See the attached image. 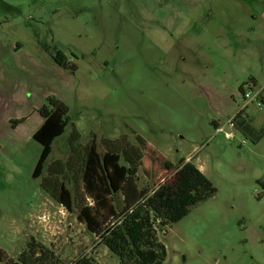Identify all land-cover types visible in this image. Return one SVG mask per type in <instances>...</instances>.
<instances>
[{"label": "rangeland", "instance_id": "obj_1", "mask_svg": "<svg viewBox=\"0 0 264 264\" xmlns=\"http://www.w3.org/2000/svg\"><path fill=\"white\" fill-rule=\"evenodd\" d=\"M58 51L74 71L55 63ZM248 83L264 96V0H0V264H13L31 237L65 263L90 254L118 264L75 205L66 210L40 185L62 181L81 199L92 139L100 153L139 147V187L173 179L180 159L215 187L158 231L161 264H264V134L254 143L227 121ZM49 95L71 122L46 161L60 169L34 179L41 145L32 135ZM244 110L260 130L264 101ZM159 155L175 167L163 169Z\"/></svg>", "mask_w": 264, "mask_h": 264}, {"label": "trees", "instance_id": "obj_2", "mask_svg": "<svg viewBox=\"0 0 264 264\" xmlns=\"http://www.w3.org/2000/svg\"><path fill=\"white\" fill-rule=\"evenodd\" d=\"M53 59L62 68L76 69L75 64L66 61L62 51H58ZM239 90L242 92V85ZM68 110L67 104L53 95L47 96L45 103L37 109L42 121L32 138L41 145V151L32 172L34 179L40 177L44 169L51 176V170L56 172L61 167L58 161L48 165L46 161L52 151L53 141L71 122ZM232 125L244 135H251L254 143L264 134V126L255 130L244 109L234 114ZM138 140L143 143L139 137ZM155 157L163 169L175 167L162 156ZM142 158L143 152L139 147L127 142L100 153L92 139L82 161L81 199L62 181H51L49 178L40 181L44 191L66 210L72 211L75 205L78 221L118 259V264H161L165 260L166 249L157 237L158 231L164 232L168 226L186 216L192 206L206 200L216 191L213 184L189 161L195 170L193 174L196 172L197 175L191 182L182 178L188 164L185 159H180V168L173 179L139 187L138 170ZM2 253L0 251V258ZM13 264L99 263L90 254H78L65 263L52 248L31 237Z\"/></svg>", "mask_w": 264, "mask_h": 264}, {"label": "built area", "instance_id": "obj_3", "mask_svg": "<svg viewBox=\"0 0 264 264\" xmlns=\"http://www.w3.org/2000/svg\"><path fill=\"white\" fill-rule=\"evenodd\" d=\"M242 96L244 103L242 104L241 109H245L248 104H255L256 106H260L262 103V94L260 89H254L250 83L246 84L245 87H242ZM230 126L232 125V118L228 121ZM218 131H223L222 127L217 128ZM226 137H230V132H224Z\"/></svg>", "mask_w": 264, "mask_h": 264}, {"label": "crops", "instance_id": "obj_4", "mask_svg": "<svg viewBox=\"0 0 264 264\" xmlns=\"http://www.w3.org/2000/svg\"><path fill=\"white\" fill-rule=\"evenodd\" d=\"M262 101H264V96H262ZM239 110H240V108H238V109L233 113L232 117H233L234 114H235L236 112H238ZM232 117H231V118H232ZM231 118H230V119H231ZM227 121H229V120H227ZM210 123L212 124L214 130H217V128H219L220 126H223V125L220 124V122L217 121L216 119H211V120H210ZM226 123H227V122H226ZM233 129H234V128H233ZM185 161H187V159H185Z\"/></svg>", "mask_w": 264, "mask_h": 264}]
</instances>
